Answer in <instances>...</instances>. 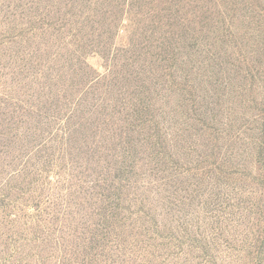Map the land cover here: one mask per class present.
<instances>
[{"label":"rangeland","instance_id":"374dc122","mask_svg":"<svg viewBox=\"0 0 264 264\" xmlns=\"http://www.w3.org/2000/svg\"><path fill=\"white\" fill-rule=\"evenodd\" d=\"M0 264H264V0H0Z\"/></svg>","mask_w":264,"mask_h":264}]
</instances>
